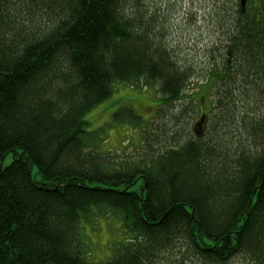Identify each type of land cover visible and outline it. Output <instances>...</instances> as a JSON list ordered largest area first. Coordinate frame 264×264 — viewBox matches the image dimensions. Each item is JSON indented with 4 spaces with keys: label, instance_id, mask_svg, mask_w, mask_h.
Instances as JSON below:
<instances>
[{
    "label": "trees",
    "instance_id": "16d2710c",
    "mask_svg": "<svg viewBox=\"0 0 264 264\" xmlns=\"http://www.w3.org/2000/svg\"><path fill=\"white\" fill-rule=\"evenodd\" d=\"M151 1L0 0V264H264V3L219 1L201 132L196 63ZM139 84L160 99L146 159L110 166L86 115ZM106 211L124 237L95 262L80 227Z\"/></svg>",
    "mask_w": 264,
    "mask_h": 264
},
{
    "label": "rangeland",
    "instance_id": "374dc122",
    "mask_svg": "<svg viewBox=\"0 0 264 264\" xmlns=\"http://www.w3.org/2000/svg\"><path fill=\"white\" fill-rule=\"evenodd\" d=\"M219 1L152 0L150 2L153 9H159L164 14L162 25L165 28L167 43L174 45L187 60L196 63V76L190 82L187 90L191 91L195 87L196 89L193 90L195 98L201 102L202 110L198 109L197 115L199 116L201 112L202 115L193 124V126L197 125L196 129L201 132L205 130L202 125L204 114L209 111L212 99L207 87L203 85V75L205 74L203 70L216 57V51L213 52V50H216V41L222 36L219 25L216 23V10L220 7ZM236 2L239 3V0ZM261 3H264V0H245L243 6L250 10L256 7L259 9ZM199 70L202 71L199 72ZM138 86L142 88L118 86L115 94L92 108L86 115L93 129L103 126L102 137L106 141L101 143L99 148L102 151L107 150L106 152L109 153L110 166L114 164L115 167H118L124 163H135L146 159L147 148L144 146L142 127L146 123L151 125L160 119V105L157 104L159 96H155L153 90L145 89L143 84ZM125 106H129L139 115L140 122L129 123L124 116L122 120L119 118L120 121L111 118V113L113 114L117 109ZM238 126L243 138H247L248 135L244 131L243 125ZM156 131L161 135L160 131ZM233 133L236 134L237 131L233 130ZM163 144L165 143L162 142ZM11 159L12 154L8 153L0 165L6 166ZM32 175L37 177L34 166ZM82 226L80 230L83 235L82 239L88 246L89 259L95 262L107 260L113 252L114 245L124 237L120 232L122 229L120 221L111 211H106V214L98 216L93 224L85 222L82 223Z\"/></svg>",
    "mask_w": 264,
    "mask_h": 264
},
{
    "label": "water",
    "instance_id": "95a60500",
    "mask_svg": "<svg viewBox=\"0 0 264 264\" xmlns=\"http://www.w3.org/2000/svg\"><path fill=\"white\" fill-rule=\"evenodd\" d=\"M245 3V0H241V5L243 6Z\"/></svg>",
    "mask_w": 264,
    "mask_h": 264
},
{
    "label": "bare ground",
    "instance_id": "6f19581e",
    "mask_svg": "<svg viewBox=\"0 0 264 264\" xmlns=\"http://www.w3.org/2000/svg\"><path fill=\"white\" fill-rule=\"evenodd\" d=\"M196 126H197V125H196ZM196 126L194 125L193 128H194V127L196 128ZM196 130H197V129H196ZM197 131H199V130H197Z\"/></svg>",
    "mask_w": 264,
    "mask_h": 264
}]
</instances>
